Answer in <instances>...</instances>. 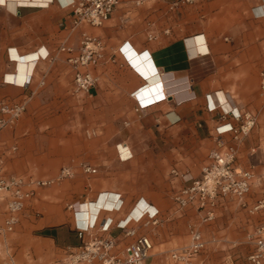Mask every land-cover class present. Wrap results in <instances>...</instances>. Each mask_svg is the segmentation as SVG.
<instances>
[{
  "label": "crops",
  "instance_id": "0c3cea01",
  "mask_svg": "<svg viewBox=\"0 0 264 264\" xmlns=\"http://www.w3.org/2000/svg\"><path fill=\"white\" fill-rule=\"evenodd\" d=\"M26 6L0 0V101L24 103L33 117L88 112L87 132L96 136L78 143L76 223L90 224L97 215L120 221L141 201L139 209L159 211L156 224L140 229L158 249L151 264H167L173 251L188 246L191 226L207 242L193 264H247L255 248L249 235L263 222L261 215L228 200L206 226L196 209H181L174 196L201 176L210 152L223 143L238 148L243 166L255 167L250 201L261 198L264 0H196L176 9L159 0H125L101 28L74 26L72 10L57 0L45 8ZM86 36L103 42L104 58L92 69L97 85L77 92L75 69L60 48L78 47ZM47 52L49 58L35 62ZM232 108L257 119L240 142L232 133H218L235 124L224 116ZM0 140L6 172L5 155L17 148ZM89 167L97 171L87 172ZM116 196L122 209L110 212ZM52 233L46 239H60L58 229ZM112 235L121 241V231L113 228Z\"/></svg>",
  "mask_w": 264,
  "mask_h": 264
},
{
  "label": "built area",
  "instance_id": "2783aa9c",
  "mask_svg": "<svg viewBox=\"0 0 264 264\" xmlns=\"http://www.w3.org/2000/svg\"><path fill=\"white\" fill-rule=\"evenodd\" d=\"M64 9L72 10L74 26L86 23L94 28L104 27L125 0H57ZM143 5L147 0H134ZM170 3L171 8L194 3L195 0H159ZM37 8H45L54 0H42ZM105 45L91 36H86L78 47L62 46L60 52L67 54L68 62L75 69L74 88L77 92H87L94 88L98 79L92 69L100 65L104 58ZM50 54H37L36 62L49 58ZM31 79L25 81V87ZM44 84V83H42ZM261 94L264 97V71L261 73ZM25 112L24 103L0 101V135L11 127ZM232 117L235 124H226L218 129L220 135L232 133L234 140L240 142L247 138L257 125L256 117L249 112L236 108L225 113ZM255 152V150H253ZM239 151L235 146L223 143L212 150L201 176L190 186L179 190L174 200L181 209H196L201 224H212L218 216L219 207L228 200H235L242 209L252 215H261L264 219V189L261 198L250 201V192L255 179V167H244L239 161ZM87 172H96V168H87ZM68 174L67 170L61 177ZM53 181L28 180L7 175L0 158V237L13 232L19 223V216L26 204L34 197L36 189L52 184ZM139 201L132 211L122 220L112 218L99 220V215L90 224L76 223V232L82 244L77 248H68L65 258L49 264H145L154 250L152 238L140 231L141 228L156 224L159 211L150 207L139 209ZM4 205V206H1ZM121 196H116L114 204L108 210L119 212L122 209ZM76 210V206H68ZM78 211H76V216ZM121 231L122 239L112 235V229ZM249 238L255 248L247 257V264H264V220L254 229ZM207 249V242L197 226L190 228V243L183 249L170 254L167 264H193L194 260ZM0 247V255H1ZM3 264H17L10 256Z\"/></svg>",
  "mask_w": 264,
  "mask_h": 264
},
{
  "label": "rangeland",
  "instance_id": "374dc122",
  "mask_svg": "<svg viewBox=\"0 0 264 264\" xmlns=\"http://www.w3.org/2000/svg\"><path fill=\"white\" fill-rule=\"evenodd\" d=\"M89 128L87 111L79 118L78 111L69 112L66 118L33 117L25 111L3 131L0 137L2 142H8L5 147L17 148L5 155L6 174L53 183L36 189L14 231L0 237V264L10 256L17 264H49L65 258L69 245L80 243L75 220L78 209L70 210L68 206L78 204V143L96 136L92 130L87 132ZM64 170L68 174L61 177ZM54 229L61 232L56 242L41 235ZM157 252L154 246L151 257ZM148 260L145 264H151Z\"/></svg>",
  "mask_w": 264,
  "mask_h": 264
},
{
  "label": "bare ground",
  "instance_id": "6f19581e",
  "mask_svg": "<svg viewBox=\"0 0 264 264\" xmlns=\"http://www.w3.org/2000/svg\"><path fill=\"white\" fill-rule=\"evenodd\" d=\"M42 0H7V3L9 4V6L10 7H16V6H18V5H20V4H22V5H29V6H26V7H38V6H40L41 4H43L42 2H41ZM20 7H22V6H20ZM37 56V55H36ZM35 60H37V59H35ZM36 62V61H35ZM166 94V93H165ZM100 201V200H99ZM98 201V202H99ZM102 201H104V199H102ZM101 201V202H102ZM100 202V203H101ZM97 203V202H96ZM101 205V204H100ZM98 206V205H97ZM89 214V213H88ZM95 215V214H94ZM96 217V216H95ZM77 218V217H76ZM94 218V217H93ZM92 218V219H93ZM92 219H90V220H92ZM94 220H92L91 222H93ZM77 222V221H76ZM89 222V221H88Z\"/></svg>",
  "mask_w": 264,
  "mask_h": 264
},
{
  "label": "trees",
  "instance_id": "16d2710c",
  "mask_svg": "<svg viewBox=\"0 0 264 264\" xmlns=\"http://www.w3.org/2000/svg\"><path fill=\"white\" fill-rule=\"evenodd\" d=\"M42 236H45V237H52L53 236V233H52V230H45L41 233Z\"/></svg>",
  "mask_w": 264,
  "mask_h": 264
}]
</instances>
